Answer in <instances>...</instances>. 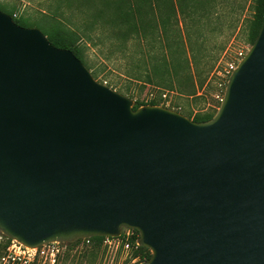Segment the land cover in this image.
<instances>
[{
    "label": "water",
    "instance_id": "obj_1",
    "mask_svg": "<svg viewBox=\"0 0 264 264\" xmlns=\"http://www.w3.org/2000/svg\"><path fill=\"white\" fill-rule=\"evenodd\" d=\"M133 107L0 11V235L134 231L143 264H264V20L209 121Z\"/></svg>",
    "mask_w": 264,
    "mask_h": 264
},
{
    "label": "rangeland",
    "instance_id": "obj_2",
    "mask_svg": "<svg viewBox=\"0 0 264 264\" xmlns=\"http://www.w3.org/2000/svg\"><path fill=\"white\" fill-rule=\"evenodd\" d=\"M70 1L72 3L69 9V0H0V11L13 13L18 20L31 25L30 28L39 30L47 39L45 24L53 22L68 30L71 25L80 27L83 22L92 23L94 13L101 8L98 2H89L81 9V0ZM211 1H207L204 7L196 4L195 14L191 19L182 16L175 6L170 20V26L174 31L178 30L184 39V27L189 29L190 42L197 53V65H190V71L202 85L193 95L187 92L177 93L175 90L166 91L148 85L144 80L129 79V74L144 71L140 65V53L143 49L135 47V42H127L125 46V43L114 39L113 34L123 28H114L107 19L99 21L102 30L89 31L92 42H80L85 58L84 66L90 74H96L95 81L127 97L133 102V106L135 103L148 104L155 100L157 107L177 112L191 121L214 115L223 97L227 66L234 61L238 53H247L251 47L247 38V22L253 15L254 0ZM205 11L208 13L202 17ZM99 26L97 24L98 28ZM161 93H168L166 103L159 101ZM2 238L0 252L5 244ZM124 257L125 255L121 254L116 264H129ZM60 264L109 263L104 260L101 250L82 248L68 253Z\"/></svg>",
    "mask_w": 264,
    "mask_h": 264
},
{
    "label": "trees",
    "instance_id": "obj_3",
    "mask_svg": "<svg viewBox=\"0 0 264 264\" xmlns=\"http://www.w3.org/2000/svg\"><path fill=\"white\" fill-rule=\"evenodd\" d=\"M207 1L209 0H81V2L79 1L81 9L89 2H98L101 6L94 13L92 23L86 24L83 22L80 27L71 25L69 30L58 27L53 22L45 24L44 27L48 36L47 40L53 47L70 51L84 65L85 58L80 48V42H92L89 31L91 29L94 31L102 30L99 21L107 19L114 28H123L122 31L117 30L113 34L114 39L120 40L122 44L125 43V46L127 42H135L137 43L135 47L143 49L140 53L142 56L140 65L144 71L129 74V79L134 81L144 80L146 84L155 88L166 91L175 90L181 94L187 92L193 95L196 89L202 85V82H198L196 75L190 71V65H197V53L192 48L188 34L189 29L184 27V39L178 30L174 31V28L170 26V20L175 11V6H177V10L182 16L191 19L195 14V5L199 4V6L204 7ZM71 3L69 0V9ZM4 13L17 26L22 28H24L23 26L26 28L31 27V25L18 20L13 13ZM207 13L205 11L201 16L203 17ZM263 20L264 0H254L253 15L247 22V38L250 46L254 43ZM91 75L93 79H96V74L92 73ZM144 106H158V104L155 101L148 104L135 103L133 109L137 110ZM213 116L196 118L192 121L202 123L209 121ZM134 234L138 236L137 232H134ZM2 239H4L5 244L2 246L0 255L11 242L4 237ZM101 240L102 238L91 239L93 243L91 250L100 251L99 244ZM133 256L139 257L140 262L143 264L150 258V253L146 249L138 248Z\"/></svg>",
    "mask_w": 264,
    "mask_h": 264
},
{
    "label": "built area",
    "instance_id": "obj_4",
    "mask_svg": "<svg viewBox=\"0 0 264 264\" xmlns=\"http://www.w3.org/2000/svg\"><path fill=\"white\" fill-rule=\"evenodd\" d=\"M245 54L238 53L234 61L227 66L225 70L226 83ZM159 101L166 103L168 93H161ZM137 240L138 236L134 234V231H123L118 238H102L99 246L105 256V261L109 264H116L121 254L125 255L124 258L129 261V264H142L139 257L133 256L139 248ZM92 246L91 239L79 240L72 244L53 242L33 249L11 241L0 255V264H59L60 260L68 253L82 250V248L90 249Z\"/></svg>",
    "mask_w": 264,
    "mask_h": 264
},
{
    "label": "crops",
    "instance_id": "obj_5",
    "mask_svg": "<svg viewBox=\"0 0 264 264\" xmlns=\"http://www.w3.org/2000/svg\"><path fill=\"white\" fill-rule=\"evenodd\" d=\"M92 248V247H91ZM104 255V254H103ZM66 256V255H65ZM65 256H64V258H65ZM64 258H62L61 260H60V262H59V264L61 263V261L64 259ZM104 258H105V256H104ZM105 260V259H104Z\"/></svg>",
    "mask_w": 264,
    "mask_h": 264
}]
</instances>
